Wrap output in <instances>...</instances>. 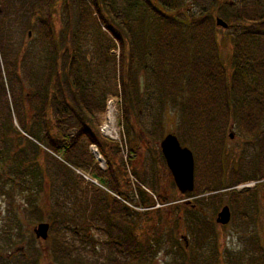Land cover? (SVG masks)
Listing matches in <instances>:
<instances>
[{
  "label": "rangeland",
  "instance_id": "374dc122",
  "mask_svg": "<svg viewBox=\"0 0 264 264\" xmlns=\"http://www.w3.org/2000/svg\"><path fill=\"white\" fill-rule=\"evenodd\" d=\"M117 1L111 5L114 14L118 12L119 3L121 6L127 4L124 1ZM177 2L179 4L177 11L171 10L165 15L177 21H184L185 25L202 24L207 32L214 34L219 60L230 76L233 71L234 41L239 38V33L243 32L240 27L249 26L248 19H251L252 14L264 17V0H178ZM89 3L90 0H59L51 23L57 36L64 35L67 23L71 29L75 41L74 47L79 51L81 58L82 76L84 80L86 78L79 99L81 103L90 105L84 113L89 118L93 114L94 125L100 134L101 115L107 97L121 94L118 83L119 47L107 30L100 27L98 17L92 13ZM217 4L222 7L221 13L217 9ZM81 8L84 11L82 15L79 11ZM43 11L45 7L41 0H0V122L7 119L6 114H9L13 126L21 135L20 147L13 151L27 159L22 163L20 173L13 172V161L10 157L7 161H0V231H2L0 264H20L22 258L34 259L32 250H37L34 255L39 254L40 264H55L51 255L53 237L56 234L68 242H73L75 251L71 258L76 254L90 264H111L114 262L112 260H116V264H125L126 259L115 252L114 243H121L118 239L123 238V233L130 230L132 225L137 227L135 236L138 241H144L143 246L156 247L158 236H163L162 243L159 249L155 250L150 264H194V262L201 264L212 256L214 258L216 256L215 264H264V117L261 123H255L254 120L246 121L241 109L235 111L234 108L240 105L234 94L239 91L243 95L242 87H245L243 83H240L233 97H229L233 112L223 132L222 161L224 172L227 174L224 179L227 185L223 190L218 191L220 195L209 199L210 193H203L207 184L205 179L208 165L202 159L206 157V146L201 139H194L197 135L193 134L194 128L188 118L189 114H185L187 111L183 110L187 98L186 89L183 90V95L178 96L175 103L172 102V98L161 95L155 72L157 52L150 53L151 59L149 57L145 59L147 61L145 67L140 66L136 59L133 61L131 71L134 74H131V81H135V87L138 89L137 78L143 72V93L141 97L137 95L132 97L134 104L128 124L121 121L122 99L120 106L116 107L115 116L120 143H114V149H109V152L112 154L113 167L117 169L119 163L118 170L127 182L128 196L133 195V199H136V187L139 185L137 182H140L147 195L152 196L154 207L146 211L133 207L134 203L129 201L126 205L134 213L125 216L120 205L114 210L107 206L111 202L108 191L93 185L84 176L91 180L96 179L105 185L104 182L90 173L91 169H83L71 162L74 158L78 164L81 162L90 164L107 174L108 163L103 155L100 154L101 164L92 156L88 144L83 139L82 144L68 155L70 161L61 154L54 158L39 144L40 141L35 143L32 137L26 134L29 133L28 127L23 126L16 118H19L18 114L20 110L22 112V108L26 112V118L30 119L33 114L28 104L24 102V98L28 92H32L29 88L30 75L33 73L38 78L41 76L39 60L43 58L44 52L47 53L46 48L49 47L45 38V26L38 21ZM228 14H233L243 23L231 24L232 26L226 29L217 27L215 20L219 18L226 23ZM131 29L134 31L136 27L131 26ZM131 29L129 32H133ZM177 29V32L182 34H187L189 31L181 26ZM28 31L31 32L28 43L30 53H26L23 57L21 50ZM261 40L258 46L253 47L263 48L264 37ZM139 44L147 48L146 44L140 42ZM16 59L20 60L15 62ZM15 67L17 74L20 75L18 82L7 73ZM127 74L128 69H125L123 74L125 80ZM254 84L255 82L250 83L249 86L256 96L253 90ZM193 97V106L190 110L200 111L203 109V102L199 101L197 94ZM69 126L70 132L76 134V125H73V121ZM3 131L7 137L12 138V132L4 128ZM168 134L174 135L182 147L192 152L195 188H198L194 191L197 190V194L202 193L201 195L194 196L193 191L189 197L179 196L159 146ZM100 136L107 142H112L101 134ZM21 139H27L28 143ZM32 146H35L33 155L30 153ZM210 154L213 156L216 152ZM122 165H125L127 176L123 173ZM150 181L154 182V187L150 185ZM250 184L254 186L247 188L246 186ZM227 186L230 188H226ZM154 190L160 193L161 199H166V203L161 202ZM229 190L237 192L236 204H232L231 197L226 195V191ZM176 203L183 204L179 205L180 207L173 206ZM30 206L37 207L38 212L32 214L28 210ZM223 206L229 207L231 219L227 225L219 226L215 220ZM145 212H148L147 218L143 217ZM174 217L177 219L176 223ZM73 220L77 222L74 221L76 225L86 226L87 236L91 242L89 245H81L78 242L82 231L77 228ZM39 223L49 225L46 241L34 238L32 230ZM111 225H114L113 230ZM73 230L79 233L74 235ZM4 231L9 233V237H6ZM153 232L156 235H153ZM147 233L148 235L152 233L151 241L149 236L147 239ZM111 236L115 242L110 239ZM182 237L185 238L187 246L182 241ZM7 256L13 257L7 259Z\"/></svg>",
  "mask_w": 264,
  "mask_h": 264
},
{
  "label": "trees",
  "instance_id": "16d2710c",
  "mask_svg": "<svg viewBox=\"0 0 264 264\" xmlns=\"http://www.w3.org/2000/svg\"><path fill=\"white\" fill-rule=\"evenodd\" d=\"M58 1L41 0V2H44L45 11L38 17V21L45 26L46 42L50 45L47 43L49 46L46 48L47 53L45 54L44 52L43 58L39 60L41 64L39 74L41 76L38 78L33 73L30 75L31 87L29 88L32 89L30 90L32 92H28L24 98V102L28 104L33 113L32 117L30 119L26 118V112L22 108V112L20 110L19 114L16 113V115H19V118H16L20 120L23 126L28 127L29 133H25L31 136L35 143L40 141L41 143L39 142V144L49 151L54 158L59 157L61 154L69 160L68 155L78 145L82 144L83 139L88 146L96 145L100 151L99 154L107 159V174L90 164L83 162L78 164V161L74 158L71 162L83 169H91L90 173L101 179L102 183L104 182L105 185L97 181L101 187L113 194V196L109 195L111 198V202L107 204L109 208L114 210V208L120 205L124 210L123 215L128 216L129 213H134L126 205V202L130 201L134 203L133 207L147 211V209L154 207L152 196L147 195V192L142 189L143 186L140 182H137L139 185L136 187V199H133V195L131 197L128 196V191L126 190L127 182L118 170L119 163L117 166L115 164L116 169L111 162L112 154H110L109 149H114L113 145L115 144L101 138L98 129L94 125L93 114L89 118L84 113L90 105L87 106L86 104L88 103H81L79 99V93L82 92L81 90L84 87L86 78L84 80L82 76L81 58L79 51L74 47L73 34L67 23L64 35L60 34L57 36L53 31L51 23ZM115 1L117 0H90L89 4L92 7V13H95L98 17L100 27L107 30L108 34L116 41L115 43L119 47L118 67L120 74L118 83L122 98V106L120 108L121 121L128 124L133 109L132 105L134 104V98L132 97L133 95L141 97L143 93V90L140 92L139 88L140 76L143 77L144 87L143 72L137 78L138 89L135 87V81H131V74H134L131 71L133 61L136 59L140 63V66L145 67L147 63L145 59L147 57L151 59L152 55L150 53L153 51L157 52L155 57L157 68L155 72L160 93L166 98H172V102L175 103L184 94L183 90L186 89L187 98L183 110L187 111V113L184 111L182 113L189 114L188 118L195 131H193V134L197 135L196 138H193L201 139L206 146V157L202 159L208 165L207 178L205 179L207 184H205L203 193H210L208 195L209 199L217 197L220 195L218 191L223 190L224 186L227 185L224 180L227 174L223 169L222 148L224 147L223 132L233 112L229 97H233L240 83H243L245 87H242L244 89L243 95L239 91L234 94L235 99H238L241 107L237 105L234 108L235 111L237 112V109H241L244 113L243 115L246 117V121L254 120L255 123H261L264 117V114H262L264 113V47L261 48L260 46L259 50L253 47L254 45L258 46L262 42L261 38L264 37V17L252 14L251 19H248V21L250 20L249 26L240 27V30H243V32L239 33V38H236L234 41L233 71L232 75L230 74L229 76L228 70L219 60L217 40L214 34L207 32L202 27V24L195 25L189 23L185 25L184 21H177L165 15L168 11L176 10L177 5H179L178 0H119L124 1V3L127 2V4L121 6L119 3L118 12L114 14L111 5H114ZM217 9L219 13L223 11L220 4H217ZM79 11L81 15L84 13L82 8ZM228 15L227 28L232 26L231 24L238 25L243 23L236 19V16L233 14ZM239 18H241V15ZM131 26H135L136 29L133 31ZM179 26L188 29V33L182 34L177 32ZM130 29L133 32H129ZM29 41L30 38L27 39L26 37L25 44L27 43V45L23 57L26 56V53H30V48L28 47ZM139 42L144 45L146 44L147 48L141 47ZM125 69H128L127 80H125L123 75ZM7 73L9 77L20 80L16 76V67ZM247 80L249 81L248 83ZM187 82H190V84ZM253 82H255L253 90L256 96H254L249 86ZM20 88L22 87L20 86ZM196 94L199 101L203 102V109L191 111L190 107L193 106L192 102L194 101L193 96ZM248 97H251V99H247ZM194 103L196 104L197 102ZM6 116L8 118L0 122V161H7L10 157V160L13 161V172L20 173L22 163H25L27 159L23 155L13 151L15 148L20 147L19 139L21 135L13 126L9 114H6ZM69 117L72 118L70 119ZM72 121L73 125H76V134L71 133L69 130V125ZM3 128L12 132V138L6 136ZM24 141L28 143L27 139ZM33 148L35 146L31 147L30 153L32 155L35 152ZM130 152L133 153L131 149ZM211 152H216V154L212 156ZM210 156H212L210 160H207ZM122 169L124 175H126L125 165H122ZM150 185L152 187L155 186L153 181H150ZM195 187L196 184L194 185V190L198 189ZM226 188L230 187L227 186ZM154 193L160 198L161 202L166 203V199H161L159 196L160 193L156 192V190H154ZM197 193L198 191L196 190L192 195L197 196L202 194ZM226 193V195L231 197V203L236 204L235 198L237 192L229 190ZM190 195V193H186L179 196L189 197ZM115 196L120 200H117ZM103 198L105 199V197ZM181 204L183 203H176L173 206L178 205L176 207H180ZM28 210L32 214L38 212V208L35 206H30ZM146 215H148V212H145L143 217L147 218ZM174 220L172 221L176 223V217H174ZM12 221L14 220L12 219ZM75 222L74 224L76 225L77 222ZM76 226L82 231L78 242L81 245H89L91 242L87 236L86 226L84 224H77ZM113 228L114 225H111V230ZM75 230H73L74 235L79 233ZM136 230H138L137 227L135 228L132 225L130 230L123 233V238L118 239L121 243H116L112 236L110 237L115 242V252L126 259H124L125 264H150L155 250H158L162 243L161 239L163 236H158L156 247L152 245L143 246L144 241H138L135 236ZM4 233H6V237H9L7 231H4ZM151 234L148 235L147 233L149 241L153 238ZM153 235L156 234L153 232ZM53 238L51 256L55 264H90L83 261L82 256L76 254L71 258L75 251L73 242H68L61 238L59 234H56ZM32 251L34 259L28 260L27 258V260H24L22 258L20 264H40L39 254L34 255L37 250ZM215 258L212 256L211 259L209 258L201 264H215ZM112 261L115 263L111 262V264H116L117 262L116 260Z\"/></svg>",
  "mask_w": 264,
  "mask_h": 264
},
{
  "label": "water",
  "instance_id": "95a60500",
  "mask_svg": "<svg viewBox=\"0 0 264 264\" xmlns=\"http://www.w3.org/2000/svg\"><path fill=\"white\" fill-rule=\"evenodd\" d=\"M216 26L226 29L228 26L221 19L215 20ZM31 32L27 33L29 39ZM140 92L143 90V77L139 78ZM161 155L165 161L166 168L168 169L173 183L180 194L192 193L194 190V158L192 152L182 147L177 138L172 135H166L160 142ZM231 213L228 206H223L216 216L215 223L219 226H225L230 222ZM35 239L46 241L48 239L49 225L47 223L37 224L33 230ZM185 242V238L182 237ZM185 246H187L185 242ZM21 250V249H18Z\"/></svg>",
  "mask_w": 264,
  "mask_h": 264
},
{
  "label": "built area",
  "instance_id": "2783aa9c",
  "mask_svg": "<svg viewBox=\"0 0 264 264\" xmlns=\"http://www.w3.org/2000/svg\"><path fill=\"white\" fill-rule=\"evenodd\" d=\"M120 104L119 96L109 97L106 101V109L104 114L101 115V123H100V134L110 139L111 141H117L120 143V138L118 136L119 128L117 126L115 109ZM90 152L94 156V158L102 164V159L98 153V150L95 146H90Z\"/></svg>",
  "mask_w": 264,
  "mask_h": 264
},
{
  "label": "flooded vegetation",
  "instance_id": "af4514ba",
  "mask_svg": "<svg viewBox=\"0 0 264 264\" xmlns=\"http://www.w3.org/2000/svg\"><path fill=\"white\" fill-rule=\"evenodd\" d=\"M28 39V38H27ZM26 45H27V43L26 44H24L23 45V47H22V50H21V56H23V53H24V51H26ZM20 59H16L15 60V62H17V61H19ZM23 68H24V64H23ZM16 76L17 77H19L20 78V75L19 74H16ZM24 77V76H23ZM19 80V79H18ZM25 80H26V77H25ZM16 81H17V78H16ZM20 83H21V81H20ZM22 83H23V80H22ZM26 97V96H25ZM27 102V101H26ZM28 103V102H27ZM191 208H193L192 206H191ZM13 256H11V257H6L7 259H10V258H12Z\"/></svg>",
  "mask_w": 264,
  "mask_h": 264
}]
</instances>
